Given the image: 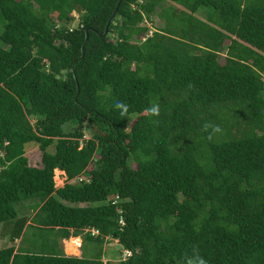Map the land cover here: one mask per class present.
<instances>
[{"label":"trees","instance_id":"trees-1","mask_svg":"<svg viewBox=\"0 0 264 264\" xmlns=\"http://www.w3.org/2000/svg\"><path fill=\"white\" fill-rule=\"evenodd\" d=\"M118 1L0 0V264H264V0Z\"/></svg>","mask_w":264,"mask_h":264},{"label":"rangeland","instance_id":"rangeland-1","mask_svg":"<svg viewBox=\"0 0 264 264\" xmlns=\"http://www.w3.org/2000/svg\"><path fill=\"white\" fill-rule=\"evenodd\" d=\"M160 9H157V11H159ZM200 17L202 16V13H199ZM78 17V16H76ZM151 23V22H150ZM165 25L164 20L160 19L157 15H155L153 17V22L150 24V31L149 34L151 33V31L153 32L154 29H161L163 28ZM220 61L222 63H224L225 61V57L224 55L220 57ZM72 126L71 123L67 124L65 126V130H68L70 127ZM86 136L90 137V132H86ZM53 152L54 151V147H51L49 149V152ZM27 156L29 157L32 165L37 166V164L41 163V152L39 150V147L36 145H28L27 147ZM136 165H134L135 167ZM85 181H89V177L85 176ZM55 186L56 188H61L64 186V184L66 183V180L64 178L63 172L60 174H56L55 172ZM100 204H95V206H98ZM80 206H87V204H81ZM27 206H24L25 211L24 214L27 215L28 212H30L32 214V210H30L29 208H26ZM17 208H19L17 206ZM27 209V210H26ZM34 215V213L29 217L31 218ZM4 225L0 224V250L7 248L10 245V236L7 235V231L3 229ZM83 238V237H82ZM83 242V241H82ZM19 243V242H18ZM81 240L79 238H71L69 239V241H63L62 244V249L68 253L69 255L72 256H82L83 258H87V259H92L94 258L99 250V247H97V245L93 242H87L85 241V244H81ZM104 261H111L114 264H118V262L120 261L121 258H124V251L123 248L120 244H118L117 241H113V240H108V243H106V245L104 246ZM79 254V255H78ZM123 255V257H121Z\"/></svg>","mask_w":264,"mask_h":264},{"label":"clouds","instance_id":"clouds-1","mask_svg":"<svg viewBox=\"0 0 264 264\" xmlns=\"http://www.w3.org/2000/svg\"><path fill=\"white\" fill-rule=\"evenodd\" d=\"M115 107L117 109L121 110L120 111V115L122 117H125L128 114V107L124 103L117 101L116 104H115ZM146 111H148L154 117H159V115H160V109H159V105L158 104H153L148 109H146ZM208 128H212L213 133H217V132L221 131V129L218 126H213V125H210V124H206L205 125V130L207 131ZM209 139H211V136H209ZM189 264H192L191 260L189 261ZM199 264H206V262L203 259H200L199 260Z\"/></svg>","mask_w":264,"mask_h":264},{"label":"water","instance_id":"water-1","mask_svg":"<svg viewBox=\"0 0 264 264\" xmlns=\"http://www.w3.org/2000/svg\"><path fill=\"white\" fill-rule=\"evenodd\" d=\"M122 1L123 0H119L118 1L117 5L115 7V10H114V12L112 14V16H111V18L108 21V24L106 26V31H105L104 35H107L108 28H109L110 24L113 22V20L115 19L116 15L118 14V11H119V8H120V5H121ZM88 40H89V30L86 31V41H85V44L83 45V48H82V50H83V56L82 57H84V54H85V46H86Z\"/></svg>","mask_w":264,"mask_h":264},{"label":"built area","instance_id":"built-area-1","mask_svg":"<svg viewBox=\"0 0 264 264\" xmlns=\"http://www.w3.org/2000/svg\"><path fill=\"white\" fill-rule=\"evenodd\" d=\"M84 180V178H80V181H83ZM85 232H90L92 235H98L99 234V231H97V230H95V229H87ZM124 258H126V257H129V256H131V252L130 251H124Z\"/></svg>","mask_w":264,"mask_h":264},{"label":"crops","instance_id":"crops-1","mask_svg":"<svg viewBox=\"0 0 264 264\" xmlns=\"http://www.w3.org/2000/svg\"><path fill=\"white\" fill-rule=\"evenodd\" d=\"M72 238H74V237H72ZM78 238L80 239L81 237H78ZM63 241L65 242V240H61V242H60V244H59V247H60V248H63V247H62ZM18 242H20V241H18ZM62 250H63V249H62ZM63 251H64V250H63ZM64 254H65L66 256H71V255H69L68 253H66L65 251H64ZM78 255H79V254H78ZM78 257L81 258L82 256H78Z\"/></svg>","mask_w":264,"mask_h":264}]
</instances>
